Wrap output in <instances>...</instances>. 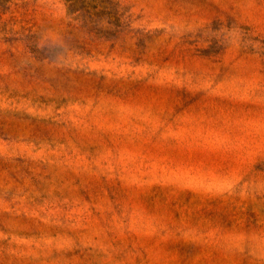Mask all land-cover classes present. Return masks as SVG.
<instances>
[{"label":"rangeland","instance_id":"374dc122","mask_svg":"<svg viewBox=\"0 0 264 264\" xmlns=\"http://www.w3.org/2000/svg\"><path fill=\"white\" fill-rule=\"evenodd\" d=\"M0 264H264V0H0Z\"/></svg>","mask_w":264,"mask_h":264}]
</instances>
